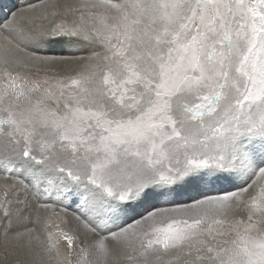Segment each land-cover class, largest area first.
I'll return each instance as SVG.
<instances>
[{"label":"snow or ice","instance_id":"snow-or-ice-1","mask_svg":"<svg viewBox=\"0 0 264 264\" xmlns=\"http://www.w3.org/2000/svg\"><path fill=\"white\" fill-rule=\"evenodd\" d=\"M0 174V264H264V0L0 19Z\"/></svg>","mask_w":264,"mask_h":264},{"label":"bare ground","instance_id":"bare-ground-1","mask_svg":"<svg viewBox=\"0 0 264 264\" xmlns=\"http://www.w3.org/2000/svg\"><path fill=\"white\" fill-rule=\"evenodd\" d=\"M11 1V0H9ZM40 0H17L13 3H8L7 5H5L6 7H8V10L6 11V9L0 13V19H5L6 17L10 16L12 11L14 9H16L17 7L19 8L17 11L21 10V9H27L28 5L31 4V3H36V2H39ZM7 2V1H5ZM2 3H4V0H0V8L2 7ZM7 13L9 15H7ZM37 23H39V21H37ZM3 179L5 180L4 178H0V180ZM10 180V179H9ZM8 182V181H7ZM5 183V182H4ZM9 183H11V180L9 181ZM5 187V185L1 188V192L3 191V188ZM47 202H53L54 205H52L51 207V204L50 207H48L46 209V211L44 212V214L41 212V208L37 209V212L38 214L40 215V217H42L43 219L46 218L47 216H51L52 214H54L56 211L60 210L59 207H56L55 205V202L54 200H49ZM60 205V204H59ZM61 206V205H60ZM74 209V207L72 208ZM64 210V209H63ZM63 210H60V211H63ZM73 213L74 212H71L70 210L68 211H65L62 213L61 215V220L63 221V225L62 226H59V228H63L64 231H67L70 235H74L75 234V231L77 229V224L78 222L74 219L73 217ZM42 214V215H41ZM45 216V217H44ZM56 224V223H54ZM53 224V226H55ZM69 224V225H68ZM58 225V224H57ZM38 228L40 227L39 225L37 226ZM64 241V240H62ZM62 241L60 242L59 241V244H62ZM66 243V242H65ZM60 247V246H59ZM69 251L68 247H65V248H59L58 251H59V257H60V261L62 262V264H64L65 262V257L67 258V251ZM52 264H56V261H53Z\"/></svg>","mask_w":264,"mask_h":264},{"label":"rangeland","instance_id":"rangeland-1","mask_svg":"<svg viewBox=\"0 0 264 264\" xmlns=\"http://www.w3.org/2000/svg\"><path fill=\"white\" fill-rule=\"evenodd\" d=\"M40 2V1H39ZM39 2H36V3H39ZM2 7H5V9H8V7H6L5 6V4H4V6H2ZM19 8L17 7L16 9H14L13 11H12V13L13 12H17V10H18ZM5 12V11H4ZM11 13V14H12ZM9 17V16H8ZM3 178V174H0V178ZM8 181V182H7ZM3 180V179H1L0 180V192H1V188L4 186V185H6V183H9V181L10 180ZM5 182V183H4ZM48 204H51V207H52V205H54V203L53 202H47ZM56 204V203H55ZM61 205V206H60ZM56 204L55 206L56 207H59V209L60 210H63V211H60V210H58V211H56L54 214H52L51 216H47L46 218H44V220H46L47 222H49L51 225H53L54 223H56V224H54V225H57L58 224V226H62L63 225V221L61 220V215H62V213L63 212H65V211H68V210H70L71 212H74L75 210L74 209H72L73 207H65V205H62V204ZM47 209V208H46ZM46 209L45 208H41V212L44 214V212L46 211ZM42 215V214H41ZM40 216V215H39ZM45 217V216H44ZM69 225V224H68ZM60 229H63V228H61L60 227ZM51 230H53V231H55V228L53 227ZM62 240H60V242H61ZM66 241H62V244H58V249L59 248H65V247H68L67 246V242L65 243ZM60 246V247H59ZM67 251V250H66ZM67 253V255H68V251L66 252ZM65 262H66V257H65ZM65 262H64V264H65Z\"/></svg>","mask_w":264,"mask_h":264}]
</instances>
